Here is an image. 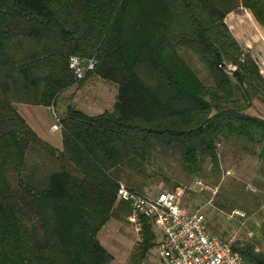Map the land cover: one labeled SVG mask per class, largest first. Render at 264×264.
I'll use <instances>...</instances> for the list:
<instances>
[{"label": "trees", "instance_id": "obj_1", "mask_svg": "<svg viewBox=\"0 0 264 264\" xmlns=\"http://www.w3.org/2000/svg\"><path fill=\"white\" fill-rule=\"evenodd\" d=\"M240 7L264 27V0H0V264H108L97 232L130 212L115 202L117 184L142 191L160 152L190 175L206 159L217 169L218 142L264 163V119L244 112L264 99V80L223 21ZM70 55L93 57V68L76 78ZM87 74L113 83L115 99L97 114L65 105L56 149L12 102L51 108ZM139 222L133 259L154 243L150 220ZM231 247L264 264L252 240Z\"/></svg>", "mask_w": 264, "mask_h": 264}, {"label": "rangeland", "instance_id": "obj_2", "mask_svg": "<svg viewBox=\"0 0 264 264\" xmlns=\"http://www.w3.org/2000/svg\"><path fill=\"white\" fill-rule=\"evenodd\" d=\"M183 56L201 82L209 85L207 71L195 56L191 52ZM115 94L113 83L95 74H87L79 83L63 90L57 96L55 105L49 108L56 117L64 112L65 105L85 113L101 111L111 108ZM37 110L40 115L35 117L37 124L42 127L53 122L43 108ZM244 112L264 119V99L253 98ZM216 152L217 169L206 159L201 165L200 175L186 173L175 154L160 152L145 165L147 176L141 189L151 193L161 189L175 190L182 206L187 210L198 208L203 213L210 232L231 244L252 240L256 249L264 250V163L240 145L218 142ZM30 154L35 155L33 151ZM38 154L44 158L43 154ZM46 165L50 167L49 163ZM194 179L215 187V192L188 191L187 187ZM137 237L138 233L123 216L110 217L97 232L99 242L112 255L108 264H161L154 244L143 258H132Z\"/></svg>", "mask_w": 264, "mask_h": 264}, {"label": "built area", "instance_id": "obj_3", "mask_svg": "<svg viewBox=\"0 0 264 264\" xmlns=\"http://www.w3.org/2000/svg\"><path fill=\"white\" fill-rule=\"evenodd\" d=\"M94 63L93 57L70 55L67 58V67L76 78L81 77L86 70H91ZM52 118L50 127L58 130V119L53 113ZM187 190H207L214 193L215 187L194 179ZM115 200L128 203L130 212L125 219L138 233L137 240L139 217L145 216L150 220L154 233L153 244L161 264H244L230 242L208 230L205 217L198 208L187 210L181 205L175 190L161 189L151 193L138 191L118 182Z\"/></svg>", "mask_w": 264, "mask_h": 264}, {"label": "crops", "instance_id": "obj_4", "mask_svg": "<svg viewBox=\"0 0 264 264\" xmlns=\"http://www.w3.org/2000/svg\"><path fill=\"white\" fill-rule=\"evenodd\" d=\"M223 21L237 44L255 59L259 73L264 80V27L256 22L248 9L243 7L227 12ZM12 105L39 138L56 149L61 148L60 131L51 129L52 122L43 124L44 126L41 127L35 120L36 116L40 117L37 110L39 108H43L52 118V111L48 106L19 102H12ZM101 111L88 114H97Z\"/></svg>", "mask_w": 264, "mask_h": 264}]
</instances>
